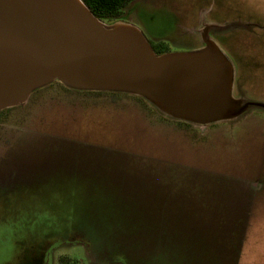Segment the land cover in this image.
<instances>
[{
  "label": "rangeland",
  "instance_id": "rangeland-1",
  "mask_svg": "<svg viewBox=\"0 0 264 264\" xmlns=\"http://www.w3.org/2000/svg\"><path fill=\"white\" fill-rule=\"evenodd\" d=\"M120 21L172 53L225 24L235 96L264 104V0H136ZM135 98L49 86L0 116V264H39L46 239L53 264H264V109L201 128Z\"/></svg>",
  "mask_w": 264,
  "mask_h": 264
},
{
  "label": "water",
  "instance_id": "water-1",
  "mask_svg": "<svg viewBox=\"0 0 264 264\" xmlns=\"http://www.w3.org/2000/svg\"><path fill=\"white\" fill-rule=\"evenodd\" d=\"M225 32V24L202 22V46L159 55L139 28L102 21L83 0H0V113L60 83L141 98L201 128L236 121L264 104L235 96L234 66L212 37Z\"/></svg>",
  "mask_w": 264,
  "mask_h": 264
},
{
  "label": "trees",
  "instance_id": "trees-1",
  "mask_svg": "<svg viewBox=\"0 0 264 264\" xmlns=\"http://www.w3.org/2000/svg\"><path fill=\"white\" fill-rule=\"evenodd\" d=\"M83 1L92 10V12L95 14L96 17H98L102 21L110 23L112 21L115 22L117 20H120L123 17L124 10L127 8V6L130 5L132 2H135L136 0H83ZM153 48H154L155 52L159 55L171 52L169 45L165 42H162V41L154 44ZM51 86H59L67 92H73L74 91V90H70V89L64 87L60 83H56V84L54 83ZM39 92H37V93H39ZM87 93H91L93 95L108 94V95H112V96H130V95H126V94H122V95L121 94H112L109 92H104V93L87 92ZM135 99H137L143 103H146L141 98H135ZM15 109H17V108L6 110V111L0 113V116L5 114V113H8L12 110H15ZM181 124H183V123H181ZM47 240L48 239H46L40 243L41 250L43 249V251L39 255V261H38L39 264H53V261L51 260L50 256H49V258L46 257V254L44 251L45 247L50 248V245H48L49 241H47ZM38 251H40V250H38ZM60 264H79V262H78V260H70V258L69 259L68 258H62Z\"/></svg>",
  "mask_w": 264,
  "mask_h": 264
},
{
  "label": "flooded vegetation",
  "instance_id": "flooded-vegetation-1",
  "mask_svg": "<svg viewBox=\"0 0 264 264\" xmlns=\"http://www.w3.org/2000/svg\"><path fill=\"white\" fill-rule=\"evenodd\" d=\"M155 44H156V43H155ZM153 45H154V44H153ZM153 45H152V46H153Z\"/></svg>",
  "mask_w": 264,
  "mask_h": 264
}]
</instances>
